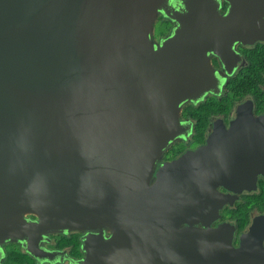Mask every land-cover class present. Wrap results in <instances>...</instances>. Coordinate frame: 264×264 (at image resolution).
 Returning <instances> with one entry per match:
<instances>
[{
    "label": "water",
    "instance_id": "water-1",
    "mask_svg": "<svg viewBox=\"0 0 264 264\" xmlns=\"http://www.w3.org/2000/svg\"><path fill=\"white\" fill-rule=\"evenodd\" d=\"M227 1L220 15L217 0H0V244L31 252L33 229L97 228L96 264H157L163 244L182 251L180 223L215 215L218 184L253 186L264 114L214 130L152 180L182 134L181 104L212 88L208 51L224 60L209 40L264 39V0ZM158 13L178 26L155 45ZM203 236L205 253L224 254L213 264H264V252L235 260L228 238L218 252L217 230ZM199 237L188 236L195 252Z\"/></svg>",
    "mask_w": 264,
    "mask_h": 264
},
{
    "label": "flooded vegetation",
    "instance_id": "flooded-vegetation-1",
    "mask_svg": "<svg viewBox=\"0 0 264 264\" xmlns=\"http://www.w3.org/2000/svg\"><path fill=\"white\" fill-rule=\"evenodd\" d=\"M217 2L218 13L223 15L229 2ZM177 26L176 21L158 13L151 34L153 43L159 44ZM209 42L224 52V60L213 50L208 51L212 88L201 98L181 104L178 117L183 124L182 134L162 151L152 180L161 164L205 144L214 130L228 133L230 123L236 119L251 116L258 118L264 114V39L243 43L225 37L212 38ZM239 128L249 131L250 127ZM254 129L264 131V127ZM236 177L242 180L249 178V168L239 170ZM236 189L230 190L224 184H218L215 192L218 201L221 198L223 202L215 215L203 216L206 222L198 220L180 223L179 234H185L186 237L181 241L182 251L178 252L176 246L163 244L162 253L154 254V259H158L157 264H213L214 260L224 257V254L213 251V247H209L212 252L205 253L204 244L212 240H206L203 233L209 236L215 230L221 234V239L216 240L217 251L221 250L219 244L228 238L230 248L235 250V260L256 259L259 252H264V174L260 172L256 175L251 188L241 189L236 185ZM25 217L30 221L37 219L34 214H26ZM97 232V228L45 233L33 229L27 234L31 252L20 242H3L0 244V264H96V251L104 247L102 240L91 239V235ZM193 232L200 233L196 252L192 244H189L191 239L188 240ZM103 234L107 237L109 230L104 229ZM236 250L240 251V255H237ZM108 257L119 259L118 254H108Z\"/></svg>",
    "mask_w": 264,
    "mask_h": 264
},
{
    "label": "trees",
    "instance_id": "trees-1",
    "mask_svg": "<svg viewBox=\"0 0 264 264\" xmlns=\"http://www.w3.org/2000/svg\"><path fill=\"white\" fill-rule=\"evenodd\" d=\"M22 261V260H21Z\"/></svg>",
    "mask_w": 264,
    "mask_h": 264
}]
</instances>
